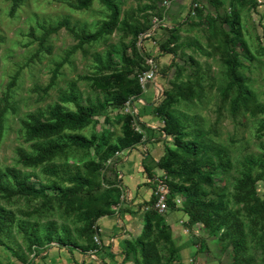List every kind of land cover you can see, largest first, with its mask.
<instances>
[{"label": "rangeland", "instance_id": "rangeland-1", "mask_svg": "<svg viewBox=\"0 0 264 264\" xmlns=\"http://www.w3.org/2000/svg\"><path fill=\"white\" fill-rule=\"evenodd\" d=\"M114 1L121 15L113 34L79 47L75 35L63 27L51 33L41 49V38L49 27L68 20L75 32L93 33L107 20L109 11L99 0H92L87 9H76L75 0H24L12 15L11 3L0 0V171L5 174L7 168H14L28 178V185L56 183L63 189H79L69 180L79 174L100 184L98 189L83 186L94 198L113 189L116 196L120 182L119 196L126 194L116 170L125 157L136 158L137 170L146 178L131 203L119 199L117 218H128L129 226L119 241L116 215L107 217L113 222L112 231L101 218L89 234L83 219L88 205L67 209L51 191L48 198L0 194V209L10 212L13 219L0 229V264H96L78 249L48 244L49 228L54 238L67 231L80 247L98 249L99 264H141L143 216L153 188L150 179L196 190L203 202L221 199L223 207L213 222L192 219L183 208L186 193L170 192L175 209L160 213L170 227L169 240L156 229L144 239L155 243L159 264H264V215L251 210L264 193V130L259 131L264 121L259 110L264 108V0ZM194 4H198L195 9ZM154 17L161 20L160 28L144 38L142 28L150 27ZM233 21L241 35V43L235 47L237 71L252 99L236 113L231 111L235 88L224 93L230 82L224 36ZM173 30L175 55H162L161 46L171 40ZM150 57L156 65V79L135 98L129 91L140 89L138 69L123 61L128 58L143 66ZM127 68L133 73L126 81L108 80ZM16 73L15 85L9 88ZM71 93L81 104L91 106L93 114L83 129L64 135H84L93 146H68L39 165L22 164L20 152L36 156L34 145L47 143L28 139L24 122L31 116L46 120L60 98ZM119 93L126 96L122 106L114 99ZM127 103L130 110L125 112ZM60 104L75 111L72 103ZM165 115L185 126L184 141L201 143L203 154L198 161L202 170L209 161L216 165L208 167L214 173L212 185L196 176L168 173L169 169L192 170L197 158H183L173 138L164 134ZM127 131L140 135L141 143L106 158V149ZM169 151L176 159L168 157ZM249 157L255 159L252 182L239 185ZM32 227L36 229L33 235ZM111 235L116 243L113 249L106 246ZM33 236L38 241L31 243ZM94 236L100 239V246L93 243ZM235 238L241 240L237 254L232 246Z\"/></svg>", "mask_w": 264, "mask_h": 264}, {"label": "trees", "instance_id": "trees-1", "mask_svg": "<svg viewBox=\"0 0 264 264\" xmlns=\"http://www.w3.org/2000/svg\"><path fill=\"white\" fill-rule=\"evenodd\" d=\"M11 3L10 12L13 15L17 8L24 2V0H8ZM92 0H75L74 7L76 9H87L90 5ZM109 11L107 16V20H104L100 27L93 33H88L86 31H82L77 33L70 27L68 20H63L62 22L58 23L55 27H49L44 31V34L41 38L40 48L43 49V42L46 38L53 32H57L61 28L65 27L67 30L71 31L78 40V46L81 47L84 44H88L90 42L96 41L104 35H111L117 29L120 23V15L121 11L119 10V5L114 0H99ZM126 24L127 21L123 20ZM236 21L232 22L230 32L225 34L224 36V46H225V54H226V67H227V75L229 77L230 82L225 89V92L231 88H235V97L231 100V111L232 113H236L241 106H247L252 101L251 99V92L245 87L244 80L241 78L237 71L238 57L237 53L235 52V47L238 43H241L240 39V32L236 27ZM145 29L144 33L149 32L151 29V22L150 27L142 28ZM175 30L171 31V40H167L161 46V53L163 54H172L175 55L174 49L171 45L174 44L176 37L173 35ZM243 44V43H242ZM241 44V45H242ZM244 45V44H243ZM124 63H129L134 68L138 69V73L142 72L144 69L147 68V65H138L137 62H134L128 58H125L123 61ZM122 64V66H123ZM133 71L130 68L126 69L124 73L117 77H109L108 80H116L119 82H124L127 80L128 76H130ZM18 73L14 75L12 78L9 88L15 85L17 80ZM55 75L52 77L51 83L54 81ZM50 83V84H51ZM138 83V79H137ZM139 88H136L132 91H129L135 98L141 92V86L138 83ZM179 89H182L179 87ZM226 96V95H225ZM116 100L117 106H122L126 102V96L122 94H118L114 96ZM60 103H72L75 106V111L66 110ZM60 103L55 104L52 110H50L49 117L46 120H41L38 117L31 116L29 121L24 122V127L26 129L28 139H36V140H44L47 143H37L34 146L36 147L38 153L36 156H30L28 154L20 152V160L21 163L26 166H35L39 165L43 162L51 160L56 154L61 153L65 150L68 146H75L78 148H85L89 149L93 146V141L88 137L78 134V133H71L64 135L65 131H79L83 129L88 119L91 118L93 114V108L88 105H83L79 102L77 96L73 93L63 96L60 98ZM260 112L264 113V108L259 109ZM164 129L163 132L165 135L173 138L176 148L181 152L183 158L191 159L197 158L194 162V168L192 170L186 171H174L168 170L170 174H184L190 176H196L200 180H202L207 185H212L214 182L213 179V171L208 169L209 166L215 168L211 161H209L208 167L204 170L201 168L203 167L201 161H198L201 158L203 152L201 148V143L197 140H187L184 141L183 138L187 136L185 132V126L173 121V119L169 116H164ZM264 130V121L259 126V131ZM56 139H63L60 141H56ZM67 140V142H65ZM141 143V136L137 133L132 131H127L123 137L117 140L115 145L108 147L105 151L106 158L108 156H113L116 152H123L133 148L134 146ZM264 149V145H263ZM169 153V158L176 159V155L172 152ZM255 159L253 157H249L246 159V166L244 169L243 174L241 175V179H239V185H246L252 182V173H253V166H254ZM222 166L221 163L218 164ZM97 165L93 164L92 167H96ZM98 167V166H97ZM48 174H54V170H47ZM19 172L14 168H7L6 173L3 174L0 171V194L4 197L11 198L14 196H28L33 198H48V191L53 192L55 196H59V198L64 201L65 207L70 209L77 206H85L88 205L83 219L88 222V233L92 234L93 227L95 226V222L100 220L104 217H112L115 215V211L113 207L119 204V191L121 188V182L118 184L117 195L114 196L112 192L114 191H106L101 196L94 198L89 193H85L83 190L84 185H90L95 189H98L100 184L96 183L93 179L83 177L82 175L75 174L69 178L72 182L78 186L79 189L73 188H66L63 189L56 183H52L51 185L47 186H34L28 185V178H23L18 174ZM148 176H151L148 174ZM153 178V177H150ZM10 180L14 183L10 185ZM152 179H150L151 181ZM168 188H169V197L167 200L168 208L175 209V203L171 197V193L173 190H181L186 193V201L184 202V212L192 219H200L203 220L207 218L210 222L214 221V218L218 215V212L223 209L221 199H218L215 202H203L200 198L196 190L190 188H183L179 187L173 183H170L167 180H163ZM113 186V185H111ZM112 194V195H110ZM113 196V197H111ZM154 204V197L151 195L149 201L146 203L147 210L144 211V225L141 229L142 231V240L140 242V254H141V264H159L160 255L158 253L157 247L153 241H144V239L148 238L152 231L155 229L160 233V235L165 239L169 240L170 238V227L166 224L164 217L158 213L156 210L153 209ZM252 211L257 212L261 215H264V193L262 197L256 198L253 207L251 208ZM120 211H118L117 216ZM13 221L11 213L5 211L4 209H0V229L7 223H11ZM24 227L22 226L21 229ZM35 227L30 228L31 235L35 233ZM50 228L46 235V241L49 243L56 242L59 247H67L70 249H78L79 251L86 253L89 249L80 247L74 240L70 239L68 232L65 231L64 235L61 237H53V234L50 232ZM31 243L37 242L36 236H33ZM94 243V242H93ZM232 246L234 248L235 253L239 252L241 246V240L235 238L232 242ZM91 250V249H90ZM235 264V263H234Z\"/></svg>", "mask_w": 264, "mask_h": 264}, {"label": "built area", "instance_id": "built-area-1", "mask_svg": "<svg viewBox=\"0 0 264 264\" xmlns=\"http://www.w3.org/2000/svg\"><path fill=\"white\" fill-rule=\"evenodd\" d=\"M197 6L198 4H194V9ZM160 21H161L160 19H158L157 17H154L153 20L151 21L150 31L144 33L143 37L144 38L151 37V35L155 33V30L160 28ZM154 64L155 63H154L153 58L150 57L148 60H146L145 65H147V68L144 69L142 72H140L139 75L137 76L138 83L140 84L142 89H145L148 83L153 82L156 79V65ZM124 110L125 112H128L130 110L128 103L125 105ZM121 153L122 152H116L115 155L119 156ZM117 173H118L117 176L120 180L121 179V176L119 175L120 173L119 172ZM150 182L153 184V188L151 191V195H153L154 197L153 209L156 210L158 213H164L168 209L167 200L169 197V188L167 184L161 179H152ZM120 201L129 202L127 194H122L120 196ZM113 209L115 211V215L117 216V213L119 211V206L117 205L113 207ZM147 209L148 208L146 207V210ZM93 239H94V243L97 246H100L101 244L100 239L97 236H94ZM113 244H114V239L109 238L106 246L110 248ZM97 250L98 249L90 250L86 252V256L89 257L92 262L99 264L100 261H98L96 257Z\"/></svg>", "mask_w": 264, "mask_h": 264}, {"label": "crops", "instance_id": "crops-1", "mask_svg": "<svg viewBox=\"0 0 264 264\" xmlns=\"http://www.w3.org/2000/svg\"><path fill=\"white\" fill-rule=\"evenodd\" d=\"M122 163L119 162L117 164L116 170H117V172L120 173L119 175L121 176L122 186H124L126 188V194L128 196V199H129L128 203H131L132 198L135 197L134 195L139 192L138 186L140 184L144 183L146 181V178L143 175H141V173L138 172L136 158H134L132 156L131 157L130 156L125 157V159ZM103 219H104V221H106L107 223H109L111 225L110 227H112V228L110 231H112L114 229L113 222H111V220L108 219L107 217H104ZM118 219L119 218L116 217V222H117L116 225H117L118 231H121V233L118 236V241H119L122 238H124L125 231H127L129 229V226L127 223L128 221H126V219H128V218H126L125 220H121V219L118 220ZM109 238L114 239V237L112 235L108 236L107 242H108ZM114 244L109 249H113L116 246L115 239H114Z\"/></svg>", "mask_w": 264, "mask_h": 264}]
</instances>
